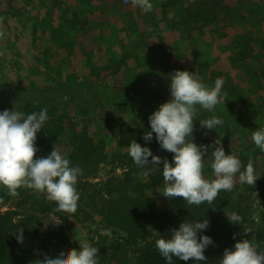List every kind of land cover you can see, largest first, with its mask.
I'll return each mask as SVG.
<instances>
[{
  "label": "crops",
  "instance_id": "1",
  "mask_svg": "<svg viewBox=\"0 0 264 264\" xmlns=\"http://www.w3.org/2000/svg\"><path fill=\"white\" fill-rule=\"evenodd\" d=\"M190 1L151 0L150 12L133 6L131 0L127 4L124 0H70L68 8L62 6L65 0L13 2L11 7L21 9L27 18L20 14L3 18L0 56L13 57L22 42L29 47L25 55L66 62L55 65L59 76L82 75L83 86L93 89L111 90L112 85L104 83L114 80L126 89L133 83V94L124 92L121 97L139 104L150 100L157 109L167 100L155 103L154 93L141 96L142 82L161 89L157 81L163 80L168 83L164 89H169L164 93L170 98V76L176 70L195 72L201 82L212 86L220 77L222 92L211 112L228 119L236 135L241 126L255 125V117L264 115V0H223L231 9L227 26L215 24L202 31L182 25ZM129 72L135 74L133 81L126 77ZM197 107L199 113L209 112Z\"/></svg>",
  "mask_w": 264,
  "mask_h": 264
},
{
  "label": "rangeland",
  "instance_id": "2",
  "mask_svg": "<svg viewBox=\"0 0 264 264\" xmlns=\"http://www.w3.org/2000/svg\"><path fill=\"white\" fill-rule=\"evenodd\" d=\"M21 1L0 0L1 17L5 18L6 16L20 14V17L27 18V15H21L23 14L21 9L11 7L13 2ZM222 2L224 1L222 0ZM62 6L68 8L70 0H65ZM19 47L16 50L18 53L14 52L13 57H5L4 54L0 56V104L12 105L15 102H26L46 109L49 116V125L58 134L54 146L56 145L62 154L68 158L81 143L90 141L95 145L104 146L105 160L99 165L94 175L78 180V185L80 182L88 184L83 196L85 202L80 199L78 202L76 210L79 215L78 220L54 215L50 210L51 205L55 202L48 201L44 194H38L25 188L19 192L17 197H10L9 199L0 197V216L18 210L22 214L19 218L29 220L30 224L34 220H37L41 226L54 227L56 224H61L75 249L79 250L80 248L78 240H87L100 251H104V243L107 239L122 235L120 232H118L119 235L113 233L114 230L101 213V210L106 208L107 201L113 199V196L109 194L110 190H122L121 199L128 196L134 198L137 195L155 198L161 209L170 212L174 206L172 202L175 198L169 200L157 191L163 183L161 171L163 165H159L161 170L157 168L154 171L155 176L151 180L145 174L147 168L137 167L128 152L130 142L142 138L148 129L149 116L152 113L143 114L140 111L144 103L139 104L135 101L133 105L125 103L110 105L111 99L107 105L98 100L93 102V96L88 99L87 95L78 94L81 91L87 94L86 90H83L85 88L83 86L85 85L84 76L79 75L78 78H75L76 75L71 73H62L60 76L56 74L57 67L55 65L63 66L66 62L55 63L53 56L40 58L32 57L31 54L28 56L25 54H28L27 48L29 47L23 45L22 42H20ZM38 60L40 61L39 65L36 64ZM79 62L81 61L78 60V64ZM26 69H30V71L27 72ZM134 75V73L129 72L126 77L133 81ZM86 78L89 79L90 77ZM157 82L162 84L161 89L153 88V83L142 82L141 96H151L154 93V95L156 94L155 103H161L162 101H157L160 99L168 101L170 98L164 93L169 90L164 89L168 87V83L164 84L163 80ZM65 84L69 88L73 87L75 89L76 87L78 93L65 90ZM109 84L112 85L110 86L113 91L112 97L114 95L121 97L124 92L133 94V88L135 87L132 83L126 89L123 84H119L118 80L104 83L107 86ZM151 109H153V106ZM200 120L206 119L202 118ZM200 120L196 119L194 121V142L198 145H207L209 149L204 158L206 161L205 176L214 178L210 161L207 162V160L215 147L222 144L226 154H231V152L237 154L244 166L247 165L249 156L252 157L257 184L259 179L264 177V152H261L255 146L252 141V132L257 128L264 127V115L259 114L255 117L256 123L258 122L255 125L248 123L241 126L236 135L231 133V122L228 119L225 121L222 119L224 121L223 125L212 130L201 128ZM59 126L62 127L61 131H58ZM121 139L123 143H119ZM153 155L167 158L169 161L172 160L173 156L172 153L163 149ZM149 160H151V157H149ZM238 176L239 174H237L233 189L228 191L231 201L228 216L231 217L234 213L241 214L246 220L243 222L244 227L250 231L259 222V216L264 211V201H258L256 184H242L239 182ZM88 204L91 205V208L87 207ZM228 221H230L229 218ZM159 234V231H155L153 235L157 237ZM151 240L153 238L149 241ZM127 253V256H133L131 251H127ZM106 254L108 255L109 252L107 251ZM123 257L124 255L121 259ZM103 264H116V262L105 261Z\"/></svg>",
  "mask_w": 264,
  "mask_h": 264
},
{
  "label": "clouds",
  "instance_id": "3",
  "mask_svg": "<svg viewBox=\"0 0 264 264\" xmlns=\"http://www.w3.org/2000/svg\"><path fill=\"white\" fill-rule=\"evenodd\" d=\"M124 2L127 4L129 0ZM131 3L146 12L153 9L151 0H131ZM2 29L3 17H0V39L5 36ZM223 83L218 77L214 86L206 85L195 72L187 70H176L171 74L170 99L149 116L151 131L142 137L147 143L155 134L160 147L173 154L171 161L153 155L149 147L141 146L135 139L129 144V155L137 167L154 172L163 165L160 169L163 183L157 191L169 200L183 198L187 204L196 206L205 202L212 204L221 191L233 189L237 174L240 183L256 184L252 157L249 156L244 166L237 154H226L222 144L215 147L207 160L214 178H208L204 173V158L209 149L207 145L194 142V121L199 119L197 106L213 111L219 103ZM48 119L46 109L26 114L16 110L14 105L13 109L0 111V186L5 187L11 197L19 196L21 188L44 194L48 201L55 202L54 211L72 214L78 208L80 193L77 185L83 169L79 164H73L56 145L46 157L37 158V135ZM200 123L201 128L212 130L223 125L224 121L212 116L200 120ZM252 141L264 152V127L252 132ZM228 218L233 224H243L239 214L234 213ZM208 227V219L203 222L185 220L178 229L171 230L170 238H158L155 248L167 264H173L174 257L199 264L208 259L205 250L214 243L210 236L198 234ZM249 232L245 229L244 234ZM17 233L18 242L23 243V229ZM78 241L79 250L61 251L56 258L46 256L41 264H99L100 249L87 240ZM234 249H225L217 264H264V251H259L251 239L238 240Z\"/></svg>",
  "mask_w": 264,
  "mask_h": 264
},
{
  "label": "trees",
  "instance_id": "4",
  "mask_svg": "<svg viewBox=\"0 0 264 264\" xmlns=\"http://www.w3.org/2000/svg\"><path fill=\"white\" fill-rule=\"evenodd\" d=\"M230 12V7L224 4L222 0H193L185 7L182 25L187 27L189 31H202L205 27H211L215 24L224 28L227 26ZM64 89L78 93L76 87L75 89L73 87L69 88L67 84H65ZM83 90H86L87 94L83 91L78 94L87 95L88 99L93 96V102L98 100L106 105L110 99L112 101L109 102L110 105L113 103L133 105V102H135L133 98L119 97L118 99L115 95L112 97V90L109 88L101 89L99 87L93 89L92 87H85ZM142 103L144 104L140 111L143 114L153 113L157 110L150 100ZM13 104L16 110L23 111L26 114L42 109L36 104L26 102H15ZM13 104H0V111L13 109ZM152 106L153 109H151ZM217 112L199 113L197 107L199 119L216 116L219 114ZM147 128L146 132L151 131L150 123ZM61 130L62 127L59 126L58 131ZM57 135V132L47 121L44 129L37 135L36 145L39 149L37 158L46 157L51 153ZM136 142L141 146L149 147L153 154L162 149L155 139V134H153V139L150 142L146 143L143 138L136 139ZM119 143H123V140L121 139ZM104 152V146L95 145L90 141L81 143L74 150L68 158L73 164H79L82 167L83 174L79 179H85L97 172L99 165L105 160ZM146 173H148L149 179H154V172H149L146 169ZM87 186L88 184L82 182L77 185L80 200L84 202L85 198L83 196ZM23 189L21 188L18 191L21 192ZM256 189L258 201H264V177L259 179ZM121 193L122 190H110L109 194L113 196V199L107 201L106 208L101 210L103 218L114 230L113 233L118 234L120 232L122 235L106 240L104 251H100L97 257L99 264H103L105 261H115L116 264H167L155 248V241L161 237H170L171 230L178 229L180 223L185 220L203 222V220L208 219L209 221V227L198 234L210 236L214 243L205 250L208 259L200 261L199 264H217L225 249L232 248L235 250L233 244L245 238L251 239L259 251H264V211L259 216V222L255 224V228L245 235L246 228L244 224H233L228 221V212L231 209L228 191H221L212 204L205 202L199 206L189 205L183 198H175L172 202L174 206L170 212L161 209L155 198L137 195L134 198L128 196L121 199ZM0 197H5V199L11 197L3 186H0ZM88 205L87 207L91 208V205ZM55 208L56 204H52L50 211L56 216L79 219L78 212L72 214L56 212L54 211ZM21 215L18 210H13L0 216V264H41L40 261L46 256L56 258L61 251L66 252L74 248L61 224H56L54 227L41 226L37 220L30 224L29 220L19 218ZM23 215L25 216V214ZM239 215L243 218L241 214ZM245 221V218H243V222ZM19 229H23V243H19L17 240ZM155 231H159V236L153 235ZM234 235L235 239L233 238ZM151 238L153 240L149 241ZM105 251H108L109 254L107 255ZM127 251H131L133 256H127ZM122 255L124 257L121 259ZM173 264H195V261H182L174 257Z\"/></svg>",
  "mask_w": 264,
  "mask_h": 264
}]
</instances>
